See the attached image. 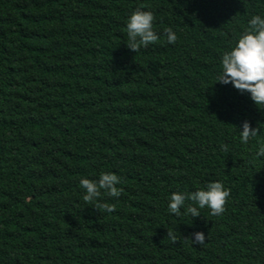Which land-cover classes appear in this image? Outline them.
<instances>
[{
    "label": "trees",
    "instance_id": "1",
    "mask_svg": "<svg viewBox=\"0 0 264 264\" xmlns=\"http://www.w3.org/2000/svg\"><path fill=\"white\" fill-rule=\"evenodd\" d=\"M137 9L159 39L135 53ZM253 15L264 0H0V264H264V106L216 82ZM102 172L123 192L89 204ZM216 181L221 215L169 212Z\"/></svg>",
    "mask_w": 264,
    "mask_h": 264
},
{
    "label": "clouds",
    "instance_id": "2",
    "mask_svg": "<svg viewBox=\"0 0 264 264\" xmlns=\"http://www.w3.org/2000/svg\"><path fill=\"white\" fill-rule=\"evenodd\" d=\"M154 14L151 11L137 9L132 12L127 21V47L138 52L141 47L156 43L159 39L153 30ZM248 28L238 38L235 46L222 54V71L216 76V82L229 84L241 93L250 94V99L257 106H264V18L253 15L248 22ZM164 34L169 44H174L177 40L176 34L171 28H165ZM240 137L243 143H247L251 137L258 134L257 128H252L247 121L242 123ZM222 150L227 152V145L222 146ZM258 157H264V145H261L256 153ZM121 179L113 172H102L98 180L81 178L80 185L86 190L83 196L85 202L91 204L94 200H99L102 192L109 197L118 198L123 189L117 187ZM230 190L226 189L222 182H210L205 188L198 189L191 193L174 192L171 194L168 210L175 216L181 215V208L187 204V214L191 217L201 215L199 209L208 207L211 215H221L225 211V205ZM193 204H197L194 207ZM97 210L112 212L114 205L107 203H96ZM167 236L171 243L177 242V237L173 230H167ZM205 235L201 232L194 234L192 244L202 245L205 243Z\"/></svg>",
    "mask_w": 264,
    "mask_h": 264
}]
</instances>
